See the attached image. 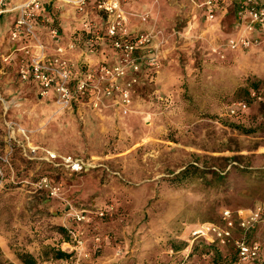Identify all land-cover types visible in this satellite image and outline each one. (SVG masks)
<instances>
[{
  "label": "rangeland",
  "instance_id": "obj_1",
  "mask_svg": "<svg viewBox=\"0 0 264 264\" xmlns=\"http://www.w3.org/2000/svg\"><path fill=\"white\" fill-rule=\"evenodd\" d=\"M205 1L119 0L130 33L154 35L157 54V65L149 67L151 54L138 51V70L128 65L117 80L129 93L126 114L119 100V110L105 100L95 109L90 92L71 109L42 100L20 82L22 57L11 60L9 34L4 36L0 250L5 260L21 264L16 254L26 251L38 264H167L170 246L190 240L196 224H220L225 208L264 206V31L252 32L246 49L229 48L242 34L239 1L215 0L212 19L204 14ZM50 2L45 11L53 13ZM63 6L61 13L77 15ZM86 13L91 34L81 29L66 43L59 37L62 47L73 44L65 58L80 76L91 69L67 58L76 48L100 56L99 67L120 66L121 60L105 36V16L94 4ZM40 20L35 32L51 54L48 31L56 21ZM239 100L247 103V116H228V107ZM68 156L84 164L80 173L63 163ZM193 167L202 177L174 181ZM79 213L85 217L81 222L74 218ZM66 232L70 243L63 242ZM253 238L264 244V217ZM194 242H188L187 252ZM46 246L71 257L43 261ZM202 252L199 247L187 264H210Z\"/></svg>",
  "mask_w": 264,
  "mask_h": 264
},
{
  "label": "built area",
  "instance_id": "obj_2",
  "mask_svg": "<svg viewBox=\"0 0 264 264\" xmlns=\"http://www.w3.org/2000/svg\"><path fill=\"white\" fill-rule=\"evenodd\" d=\"M59 1L66 5L75 7L77 13L85 15L87 0H50ZM237 20L241 25V35L237 40H230L228 47L231 49L248 48L251 45L250 35L255 29L264 31V0H238ZM215 0L205 1L206 16L208 19L214 17ZM95 9L107 19L105 36L110 41L114 51L120 54V66H100L97 73L86 71L81 76L75 72L68 59L65 58L67 51L73 49V44L66 48L59 44L57 29L51 27L48 31L49 39L54 44L52 53L48 54V48L37 37L35 32L36 22H50L49 19L42 20L43 4L41 0H0V15L13 13L15 18L9 31L10 41H21L22 60L17 68L20 82L33 81L38 87V96L46 98L50 92L53 95L54 104L59 109H71L75 100L85 96L87 93L102 89L106 97L115 93L119 94V106L123 114L128 112L130 98L127 89L118 86L117 80L125 74L126 67L138 70V51H146L151 54L148 66L157 65V54L154 46L155 36L151 33L132 35L124 28L125 16L119 0H96ZM92 25L86 19L83 21L82 31L92 33ZM253 95V94H252ZM246 111L243 101L233 103L228 107L227 113L230 117ZM63 163L72 171L80 173L84 164L72 157H62ZM0 156V175L2 166ZM103 212L98 216L102 217ZM264 217V206L252 210H235L234 212L223 209L220 212V224H201L195 238H203L216 246L222 247L230 244L236 254L239 264H254L260 253V247L256 242L247 239L248 234L253 231ZM75 221L81 222L85 219L82 213L74 216ZM70 237L77 245V235L69 231ZM208 258V257H207ZM187 256L178 264H187Z\"/></svg>",
  "mask_w": 264,
  "mask_h": 264
},
{
  "label": "crops",
  "instance_id": "obj_3",
  "mask_svg": "<svg viewBox=\"0 0 264 264\" xmlns=\"http://www.w3.org/2000/svg\"><path fill=\"white\" fill-rule=\"evenodd\" d=\"M17 1L21 2L22 0H17ZM49 1L48 0H41V2L43 4L42 20L49 19L50 22H52V23L55 20L56 23H54V26L58 31L60 39L63 42L65 41V43L67 41H70V40H71V42H73L72 41L73 37H75L74 34H77V32H81L83 21H85L87 19L88 15L86 12H87L88 6L94 4L96 0H91L94 3L87 2L86 7H85V12H84L85 15H83L82 13L81 14L77 13L75 10V7H73L72 5H68V6H71L74 9L75 13L77 14L76 16H70V17L59 11L60 8L65 7L63 5H66V4L62 5V3H60L59 1H51L50 2L52 8H54L53 13L51 11L50 12L45 11V5H47V7H49V5H48ZM204 14L206 16L205 11H204ZM50 15L54 18H52ZM14 18H15V15L13 13H4V14L0 15V43L4 39V36L7 33L9 34V31H10L11 26H12L11 24H12ZM124 28L127 29L128 32H133L132 30H130L129 25H127V24L124 25ZM93 31H94V28L92 29V32ZM254 33L259 34L261 32H260V30L258 31V29H255ZM136 34H144V32H136ZM77 37H78V35H77ZM74 39H76V38H74ZM6 43L8 45L7 46L8 47V53L11 56V60H13L15 62L16 59L18 60V58L22 57L21 47H22L23 43H21V41L13 42V41L6 39ZM51 53H52V51H51ZM89 53H91V54H89ZM67 58H70V60L75 64L77 62L78 63L83 62V63L89 65L91 70H87V71H94L97 73V71L99 69V66L97 63L100 60V56L96 55L92 51H89L88 49L87 50L86 49L78 50L76 48L74 54L69 53ZM107 60H108L107 63L108 62L111 63L112 57L110 56ZM115 61H117L116 58H115ZM115 63H117V62H115ZM77 70H78V68L76 67V73H77ZM124 80L125 79H121V81L119 82L121 86H123ZM26 84L33 87L36 95L38 96L37 84L34 83L33 81H28ZM119 98H120L119 94H114V95H111V97H106L104 95L102 89L100 88L98 91H93L91 93V106L95 107V109H96L99 107V105H103V100H105V101H111L112 104L116 105L117 110H119V108L117 106V101L119 100ZM42 100H48V101L52 102L53 101L52 92H50L49 95L46 98H43ZM82 102H83L82 99H77L74 101L73 105H76V103L81 105ZM52 104H53V102H52Z\"/></svg>",
  "mask_w": 264,
  "mask_h": 264
},
{
  "label": "trees",
  "instance_id": "obj_4",
  "mask_svg": "<svg viewBox=\"0 0 264 264\" xmlns=\"http://www.w3.org/2000/svg\"><path fill=\"white\" fill-rule=\"evenodd\" d=\"M36 24H37V22H36ZM253 88H256V85H254ZM243 102H245V101H243ZM245 104H246V111L243 113L237 114L236 117H240V119H241V118H245L247 116L248 105L246 102H245ZM232 128L238 129L240 132H242L244 134L253 133V131L244 130L240 126L232 125ZM201 174H202V172L200 170L193 167V168L187 169L184 172L180 173L174 181L180 183L183 180L184 181L189 180L190 178H193V177H202ZM260 206H262V204L254 205L252 208H250V210L257 208V207H260ZM225 209H227V208H225ZM228 210H230L232 212H234L235 210L237 211V209H235V210L228 209ZM219 217H220V214H219ZM204 223H208V222H204ZM204 223L196 224L195 226H193L190 229L188 239H190L192 241H196V242L193 243V246L189 252H187V249H188V242L190 240H187L185 242H180L179 244H172L170 246L171 258L167 264L181 263L183 261V258L186 257V255L184 254L185 252L187 253V258L189 259L192 255L195 254V252L197 251V249L199 247L202 248V250H203L202 253L204 254V256L206 255L208 257L210 264H239L238 260L236 259L237 258L236 254H234V251H233L232 246L230 244H228L226 246L219 247L213 243H210L206 239L195 238L196 237L195 232L197 231L198 227ZM258 225L256 226V228L253 231H251L248 234L247 239L250 242H256L260 247L259 257L254 264H264V244L253 238L254 234L257 230ZM63 242H66V243L71 242V239H70L67 232H66V239ZM45 248H46V249H44V255L45 256H44L43 261H47V260L58 261V260L68 259L71 257V253L65 252L64 250H62L60 248H54V247H50V246H46ZM223 249H227L225 251V253H221L223 251ZM16 257L21 264H38L37 258H35L34 256H32L29 253H26V251L17 253ZM0 264H12V263H9V261L4 259L3 254L1 253V250H0Z\"/></svg>",
  "mask_w": 264,
  "mask_h": 264
}]
</instances>
